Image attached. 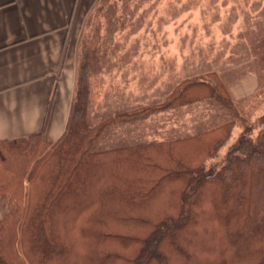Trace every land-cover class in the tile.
<instances>
[{"label": "trees", "instance_id": "obj_1", "mask_svg": "<svg viewBox=\"0 0 264 264\" xmlns=\"http://www.w3.org/2000/svg\"><path fill=\"white\" fill-rule=\"evenodd\" d=\"M264 65V38H261ZM214 101L235 116L214 71L164 101L87 119L77 71L66 128L0 140V264H264V131L248 128L208 167L233 120L170 140L96 146L110 125Z\"/></svg>", "mask_w": 264, "mask_h": 264}, {"label": "rangeland", "instance_id": "obj_2", "mask_svg": "<svg viewBox=\"0 0 264 264\" xmlns=\"http://www.w3.org/2000/svg\"><path fill=\"white\" fill-rule=\"evenodd\" d=\"M93 1L75 38L76 70L87 64L90 124L107 111L160 103L179 81L214 71L235 116L202 101L152 112L134 123L136 130L146 141H161L233 120L228 140L207 161L213 168L242 132L264 131V0Z\"/></svg>", "mask_w": 264, "mask_h": 264}, {"label": "crops", "instance_id": "obj_3", "mask_svg": "<svg viewBox=\"0 0 264 264\" xmlns=\"http://www.w3.org/2000/svg\"><path fill=\"white\" fill-rule=\"evenodd\" d=\"M94 2L0 0V140L43 132L55 142L61 136L74 93L75 38ZM112 111L103 118L119 110ZM137 121L108 126L98 142L146 141Z\"/></svg>", "mask_w": 264, "mask_h": 264}]
</instances>
